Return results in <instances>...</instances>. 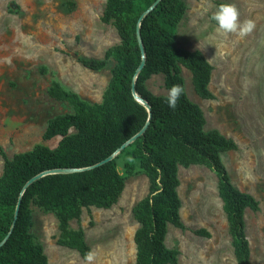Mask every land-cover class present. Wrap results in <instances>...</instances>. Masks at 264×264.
I'll list each match as a JSON object with an SVG mask.
<instances>
[{
    "label": "rangeland",
    "instance_id": "obj_1",
    "mask_svg": "<svg viewBox=\"0 0 264 264\" xmlns=\"http://www.w3.org/2000/svg\"><path fill=\"white\" fill-rule=\"evenodd\" d=\"M187 11L178 25L176 41L200 50L213 65L209 88L214 99L200 97L192 73L182 67L191 101L203 109L206 130L218 129L238 148L221 154L233 184L252 194L259 209L245 212L252 264H264V0H184ZM108 0H0V145L6 154L54 147L60 137L44 139L50 119L73 113L66 100L51 94L58 82L89 103L102 101L115 61L98 71L81 64L79 56L102 58L120 42L117 29L102 21ZM224 2L236 6L240 20L252 19L254 30L244 38L219 30L211 19ZM157 95H167L165 75L147 82ZM118 202L110 208L83 207L72 229L82 228L92 264H135L134 235L139 223L133 208L149 191V180L139 162L128 173ZM4 159L0 154V177ZM180 214L184 229L168 225L166 245L179 250L180 264H238L229 222L218 192V177L209 167H179ZM33 240L43 246L48 264H87L81 254L59 245V221L51 211L32 206ZM206 230L209 237L198 235Z\"/></svg>",
    "mask_w": 264,
    "mask_h": 264
},
{
    "label": "trees",
    "instance_id": "obj_2",
    "mask_svg": "<svg viewBox=\"0 0 264 264\" xmlns=\"http://www.w3.org/2000/svg\"><path fill=\"white\" fill-rule=\"evenodd\" d=\"M186 11L184 0H108L102 21L115 26L120 42L110 46L102 58L78 57L95 71L110 59L115 61L102 101L89 103L54 82L51 94L74 107L73 113L48 122L44 139L60 137L57 145L37 144L12 157L0 145L4 159L0 264H48L43 246L34 242L30 230L33 205L56 215L57 243L77 250L84 258L91 247L84 230L72 229L70 220L79 219L83 207L110 208L118 202L126 180L119 168L121 155L129 157L125 162L128 173L139 162L149 180L148 193L133 208L139 223L134 235L135 264H180V252L166 245V236L169 224L185 228L180 214L179 167L191 165L207 166L216 173L236 260L252 264L245 212L258 210L259 202L233 184L222 161L221 154L236 150L237 143L218 129L206 130L203 109L187 95L182 67L191 71L200 97L215 98L209 88L213 65L202 51L189 50L176 41ZM161 73L167 89L174 84L185 89L174 110L166 103V95L155 94L147 85L153 75ZM136 94L149 104L150 111ZM145 127L118 155L105 161ZM57 169L75 170L49 173L30 182L42 172ZM195 233L210 236L206 230Z\"/></svg>",
    "mask_w": 264,
    "mask_h": 264
},
{
    "label": "clouds",
    "instance_id": "obj_3",
    "mask_svg": "<svg viewBox=\"0 0 264 264\" xmlns=\"http://www.w3.org/2000/svg\"><path fill=\"white\" fill-rule=\"evenodd\" d=\"M211 19L216 22L219 30L224 33H231L244 38L249 35L255 28V22L252 19L240 20V13L235 5L233 4H221L217 10L212 14ZM185 89L180 84H174L168 90L166 95V103L169 108L175 109L177 107L178 101ZM96 253L89 251L85 254L84 259L87 264H92L95 260Z\"/></svg>",
    "mask_w": 264,
    "mask_h": 264
},
{
    "label": "water",
    "instance_id": "obj_4",
    "mask_svg": "<svg viewBox=\"0 0 264 264\" xmlns=\"http://www.w3.org/2000/svg\"><path fill=\"white\" fill-rule=\"evenodd\" d=\"M158 2V1H157ZM157 2H155V4L154 5H156L157 4ZM153 5V6H154ZM141 47H142V49H143V45H142V42H141ZM144 61L141 63V65L139 66V68H138V70H137V72H139L142 68H143V66H144ZM136 96H137V100L140 102V103H142L143 105H145L147 108H148V110L150 111V106H149V104L145 101V100H143L141 97H139L137 94H136ZM146 129V127L143 129V130H141L137 135H135L134 137H132L129 141H127L126 143H124L122 146H121V148L120 149H118L112 156H110L109 158H107L105 161H107V160H109V159H112L113 157H115L116 155H118L119 154V152L123 149V148H125L126 146H128L132 141H134L139 135H141L143 132H144V130ZM75 169H57V170H49V171H45V172H42V173H40V174H38L37 176H35V177H33L31 180H30V182H32V181H34V180H36V179H38V178H40V177H42V176H44V175H46V174H49V173H55V172H71V171H74ZM18 211H19V206H18V208H17V214H18ZM17 214H16V217H17ZM3 243V242H2ZM1 243V244H2Z\"/></svg>",
    "mask_w": 264,
    "mask_h": 264
},
{
    "label": "crops",
    "instance_id": "obj_5",
    "mask_svg": "<svg viewBox=\"0 0 264 264\" xmlns=\"http://www.w3.org/2000/svg\"><path fill=\"white\" fill-rule=\"evenodd\" d=\"M206 129V128H205Z\"/></svg>",
    "mask_w": 264,
    "mask_h": 264
}]
</instances>
